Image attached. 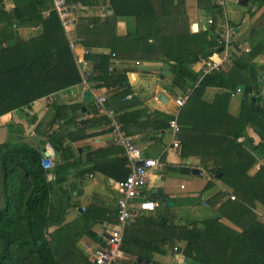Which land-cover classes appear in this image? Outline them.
<instances>
[{"label":"crops","instance_id":"0c3cea01","mask_svg":"<svg viewBox=\"0 0 264 264\" xmlns=\"http://www.w3.org/2000/svg\"><path fill=\"white\" fill-rule=\"evenodd\" d=\"M209 3L212 6L215 0H185V7L191 33L206 31L215 39V30L207 23L213 13L209 10ZM3 8L7 12L12 11L13 0H5ZM223 12L224 20L235 28L234 41L239 50L236 60L241 59L242 65L248 64V67L237 75L238 85L233 91L241 88L245 92L246 84L253 79L256 86L253 94L264 98V2L260 4L254 0H226ZM112 14L109 7L99 6L85 7L80 16L109 17ZM221 21L220 18L217 26ZM6 26V22H0V29ZM135 27L133 18L119 17L115 24V34L125 37L135 32ZM14 28L18 31L17 36L23 40L39 36L42 32L41 27L15 25ZM261 47L263 51L255 59L250 63L246 61L244 55L249 52H245V49L258 50ZM83 49L77 43L75 55L81 56ZM117 49L122 55L116 57L118 63L114 70L128 71L130 93L120 100L124 90H109L105 87L100 89L101 94L106 97L109 116L94 113L92 93L87 101H84V95L89 90L82 82L36 101L30 109L17 110L0 117V145L26 143L43 155L45 150L48 153L50 148L53 149L54 168L47 171L52 175L53 182L57 179L58 164L67 165L64 175L67 181L59 186L55 184L54 188L63 187L71 198L63 224L79 221L77 239L68 242V249L74 250V255L69 256V261L71 264H88V260L93 262V251L105 246L106 236L115 225L113 220L117 214V201L120 197L118 188L124 182L121 181V163L115 168L112 165L107 166V163L128 159L124 149L115 144L109 129L111 118L117 120L124 126L127 135L143 150L146 158L161 163V167L154 170L150 176L148 187L144 190V198L158 202L155 199L163 197L161 202H158L156 212L143 213L124 233L123 242L128 239L132 243L131 246L135 245L134 240L143 243H140V247L137 243L134 250L141 254L142 258L148 255L147 259H137V256L123 252L131 261L135 260L136 264H190L183 253L185 242L174 237L177 231L174 227L216 219L241 231L220 212L225 201L232 196L239 197L222 179V174L214 176L209 169H237L238 172H245L243 181L250 183V178H254L264 168V150L261 147L264 130L251 122L253 115H248L245 96L233 95V91L217 85L206 87L200 95L193 94L183 108H178L175 100L182 91L174 85L171 62L163 57L151 60L133 59L140 53L122 46H117ZM209 50L214 52L211 56L214 61L220 62V52L215 48ZM94 52L109 53V49H97ZM205 59L190 65L199 79L202 78ZM232 66L234 65L225 66L221 72H229ZM79 105H83L86 111L82 109L77 112L75 121L64 125L66 120L59 119L57 107ZM258 105L261 103L256 106ZM60 113L63 116L64 110ZM175 116L179 119L181 127L182 119L184 120L182 128H185L180 136L181 141L183 139V147L181 142L179 149L172 148L171 131L163 127L165 117ZM102 117L108 118L110 122H101ZM193 127L195 130H192ZM55 133L72 134L73 139H68L65 143V147L70 146L66 155L59 150L56 155L55 148L50 144L49 136ZM233 142L237 147L231 151L229 147L234 146ZM101 150L103 151L99 157L92 160L91 154ZM245 156L255 159L250 167L248 160L241 159ZM98 165L113 171L116 178L109 177L100 169L93 170ZM123 168L131 172L129 159ZM202 170L204 173H201ZM180 177L182 182L179 186ZM229 180L232 181L230 178ZM54 197L56 198L55 194ZM202 205L212 208L210 216L205 217L208 213H200L199 208ZM255 212L264 222V207L257 205ZM156 217L166 221L164 232ZM60 226H50L47 230H55ZM89 231L96 235L95 239L88 235ZM172 233L173 237L170 236ZM175 248L178 250L175 251ZM128 262L130 260L121 264Z\"/></svg>","mask_w":264,"mask_h":264},{"label":"trees","instance_id":"16d2710c","mask_svg":"<svg viewBox=\"0 0 264 264\" xmlns=\"http://www.w3.org/2000/svg\"><path fill=\"white\" fill-rule=\"evenodd\" d=\"M53 1L13 0L14 8L7 12L3 8L5 0H0V22L7 23L6 27L0 29V117L17 110L30 109L36 101L82 84L83 76L71 46L72 39L92 52L87 59L92 66L93 88L124 90L120 100L125 99L130 90L128 71L109 70L113 55H122L117 46L139 52L140 55H135L133 59L151 60L163 57L171 62L174 85L182 93L194 88L200 80L190 65L211 57L214 52L209 48L216 47V38H212L209 32L191 33L185 0H69L83 7H109L113 12L109 17L79 15L72 34L66 32ZM254 1L260 4L264 2ZM209 10L213 12L214 25L211 28L215 30L219 19L221 18V23L224 20L223 8L215 2L212 6L209 3ZM119 17L133 18L135 32L125 37L117 36L115 24ZM15 25L41 27L42 32L39 36L23 40L17 36ZM97 49H109V53L94 52ZM262 51V47L252 49L244 55L246 61L250 63ZM238 53L237 49L233 55L234 66L229 68V72L218 71L205 76L195 87L193 94L200 95L211 85L235 90L238 85L237 75L248 67L247 63L242 65L241 59L236 60ZM254 83L251 79L246 84L245 104L248 115H253L251 122L264 130V98L253 94L256 90ZM259 102L261 105L256 106ZM82 109L83 105L57 107V115L60 116L59 119L66 120L64 125H68L75 121L77 112ZM63 110L62 116L60 112ZM93 110L97 114L94 107ZM173 119L174 117H165L163 127L170 129ZM100 121L107 124L110 122L106 117H102ZM184 129L182 128V134ZM68 139H73L71 133L49 136L50 144L65 155L70 147H65ZM181 142L183 147V139ZM232 144L234 146L229 149L234 151L237 144ZM261 147L264 150V141ZM102 151L92 153V160L99 157ZM42 157L39 150L26 143L0 145V264H71L69 256L74 255V250L68 249L67 243L62 242L74 241L72 232L69 235L62 232L68 227V224L63 223L71 198L63 187L54 188L55 184L59 186L67 181L64 176L67 165L58 164L57 179L49 182L48 172L42 166ZM241 159L248 160L249 167L255 162L252 156ZM120 163L123 175L121 181H125L131 173L123 168L128 163L127 158L107 163V166L115 168ZM101 165L93 170L100 169L109 177L116 178L113 171L105 170ZM210 172L214 176L222 174V179L239 197L225 201L220 212L241 231L216 219L193 222L182 227L173 226L177 229L174 237L185 242L183 253L186 260L190 264H264V222L255 212L257 205L264 207V168L254 178H250L251 181L247 184L243 181L245 172H238L237 169L211 167ZM162 198L160 196L155 200L161 202ZM156 221L164 232L166 221L158 217ZM113 222H117V214ZM57 225L61 226L48 232L50 226ZM174 233L170 236L173 237ZM88 235L96 238L91 231ZM136 241L131 246L132 243L125 239L122 249L126 254L140 259L142 255L137 254L134 247L137 243L140 247L142 242ZM59 248L65 249L62 258H59ZM146 256L148 255L142 259H147ZM92 263L88 260V264ZM136 263L135 260H130L127 264Z\"/></svg>","mask_w":264,"mask_h":264},{"label":"built area","instance_id":"2783aa9c","mask_svg":"<svg viewBox=\"0 0 264 264\" xmlns=\"http://www.w3.org/2000/svg\"><path fill=\"white\" fill-rule=\"evenodd\" d=\"M215 2L224 9L226 0H215ZM53 6L57 11L66 32L72 34L74 32L76 18L83 13L85 7L69 0H54ZM207 23L210 27H213L214 20L209 18ZM234 36L235 28L227 20H223L217 29H215V49L220 52L221 60L220 62H216L213 57L203 60L202 78H200L199 82L212 72L221 71L225 66L233 64V55L237 50ZM77 43L79 42L75 39L71 40L73 50L77 48ZM250 51L249 48L245 49V52ZM91 53V51L84 48L82 55L76 56L77 63L83 76V84L94 96L93 107L95 111L100 116H109L106 107V97L101 94L99 89L93 88L91 82L93 71L91 63L87 59V56ZM116 63H118V60L115 55H113L112 64L109 69L110 72L115 69ZM199 82L195 87L199 85ZM195 87L187 89L180 96L176 97L175 102L178 108L181 109L185 106L192 96ZM262 93L264 94V89L262 90ZM232 94H238L243 97L245 96V92L241 88L233 91ZM109 129L115 144L124 149L125 154L130 161L131 173L127 179L119 185L118 190L120 197L117 201V222L108 232L105 239V246L93 251L92 260L94 264H121L131 260L122 250L125 230L130 227L140 215L143 213H154L159 207L158 202L144 198V190L148 187L152 172L160 168L161 163L158 160L146 158L143 150L135 143L133 138L127 135L124 126L117 120L111 118ZM170 131L172 134V148L179 149L181 147L180 136L182 133V127L178 122L177 116H175L170 122ZM48 155L49 157H46L45 155L42 157V166L46 171H50L54 168V150L50 148ZM140 163H143V166H138ZM201 173H204V171L202 170ZM52 179V175L48 174V180L51 181ZM231 199L235 200V197H232ZM177 250L178 248H175V251Z\"/></svg>","mask_w":264,"mask_h":264},{"label":"rangeland","instance_id":"374dc122","mask_svg":"<svg viewBox=\"0 0 264 264\" xmlns=\"http://www.w3.org/2000/svg\"><path fill=\"white\" fill-rule=\"evenodd\" d=\"M23 27H31V26H29V25H24ZM18 32V31H17ZM1 134H3V132L1 133ZM49 182H53V181H49ZM182 182V177H180V182L178 183L179 184V186L181 185L180 183ZM1 184V183H0ZM1 198H2V194H1V185H0V207L2 206V203H1ZM200 213L201 214H206V213H208V215L207 216H205V217H208V216H210L211 215V211H212V208H208V207H205V206H201L200 208ZM214 209V208H213ZM78 225H79V221H74V222H71L70 224H68V227L66 228V229H64L62 232H63V234L64 235H69L71 232H72V234H73V238H74V241H75V239H77V234H78V232H79V230H78ZM52 230H54L53 228L50 230H48V232H50V231H52ZM59 236H56V238H58ZM63 243H67V246H69L70 244L68 243V242H65V241H62ZM55 245H57V243L55 244ZM65 249L64 248H59V251H58V253H59V258H62V252L64 251ZM64 262H66L67 263V260H64Z\"/></svg>","mask_w":264,"mask_h":264},{"label":"water","instance_id":"95a60500","mask_svg":"<svg viewBox=\"0 0 264 264\" xmlns=\"http://www.w3.org/2000/svg\"><path fill=\"white\" fill-rule=\"evenodd\" d=\"M242 1H249V0H242ZM90 96V92H86L85 95H84V101H87V99L89 98ZM83 111H86V109L84 108ZM57 151H58V148H55V152H56V155H57ZM45 156L46 157H49L48 153L46 152L45 150ZM138 166H143V163H140L138 164Z\"/></svg>","mask_w":264,"mask_h":264}]
</instances>
